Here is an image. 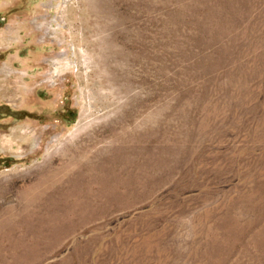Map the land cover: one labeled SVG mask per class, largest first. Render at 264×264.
Here are the masks:
<instances>
[{
    "label": "rangeland",
    "instance_id": "obj_1",
    "mask_svg": "<svg viewBox=\"0 0 264 264\" xmlns=\"http://www.w3.org/2000/svg\"><path fill=\"white\" fill-rule=\"evenodd\" d=\"M0 264H264V0H0Z\"/></svg>",
    "mask_w": 264,
    "mask_h": 264
},
{
    "label": "bare ground",
    "instance_id": "obj_2",
    "mask_svg": "<svg viewBox=\"0 0 264 264\" xmlns=\"http://www.w3.org/2000/svg\"><path fill=\"white\" fill-rule=\"evenodd\" d=\"M53 29V28H52ZM76 46V45H75ZM74 47V46H73ZM75 51V50H74ZM74 53V52H73Z\"/></svg>",
    "mask_w": 264,
    "mask_h": 264
}]
</instances>
